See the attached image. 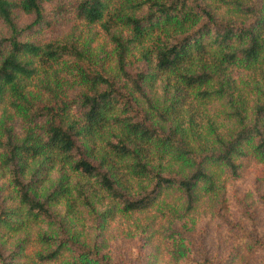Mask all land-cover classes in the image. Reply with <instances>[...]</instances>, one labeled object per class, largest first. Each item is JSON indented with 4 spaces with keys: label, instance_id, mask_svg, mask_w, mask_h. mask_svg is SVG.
Returning a JSON list of instances; mask_svg holds the SVG:
<instances>
[{
    "label": "trees",
    "instance_id": "obj_1",
    "mask_svg": "<svg viewBox=\"0 0 264 264\" xmlns=\"http://www.w3.org/2000/svg\"><path fill=\"white\" fill-rule=\"evenodd\" d=\"M47 1L0 0V264H25L33 241L49 247L34 260L108 264L88 231L54 230L59 203L101 229L146 213L169 225L264 162V0H74L107 64L89 42L40 37ZM170 245L174 264L191 259Z\"/></svg>",
    "mask_w": 264,
    "mask_h": 264
},
{
    "label": "rangeland",
    "instance_id": "obj_2",
    "mask_svg": "<svg viewBox=\"0 0 264 264\" xmlns=\"http://www.w3.org/2000/svg\"><path fill=\"white\" fill-rule=\"evenodd\" d=\"M73 2L49 0L42 3L49 21L40 37L43 40L72 38L80 43L89 42V52L98 62L107 64L110 41L104 32L90 29L76 17ZM32 19V16L20 15L16 23L23 27ZM1 25L0 22V31H4ZM62 85L69 96L79 91L75 78L64 77ZM35 93L38 92L33 90L32 94ZM42 95L39 93V97ZM2 118L17 130L23 126L15 111H7ZM57 207L59 223H55L54 230L61 232L60 228L71 227L88 231L97 240L99 254L108 264H174L168 254L173 239L183 241L190 249L188 257L191 259L182 264H264V251L261 250L264 248H252L243 241L248 237L264 241V162L247 161L240 178L228 181L222 197L206 199L193 215L169 225L151 222V214L146 213L118 215L101 229L91 226V220L84 215H79L77 220L66 217L63 204L59 203ZM41 245L37 241L30 244L25 264H64L62 259L50 262L32 259L37 249L49 248H41Z\"/></svg>",
    "mask_w": 264,
    "mask_h": 264
}]
</instances>
